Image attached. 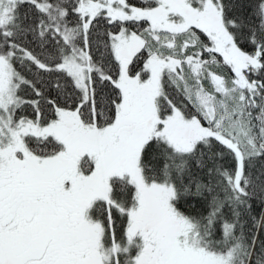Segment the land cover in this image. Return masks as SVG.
I'll list each match as a JSON object with an SVG mask.
<instances>
[{
    "label": "snow or ice",
    "instance_id": "6c2138e0",
    "mask_svg": "<svg viewBox=\"0 0 264 264\" xmlns=\"http://www.w3.org/2000/svg\"><path fill=\"white\" fill-rule=\"evenodd\" d=\"M0 264H264V0H0Z\"/></svg>",
    "mask_w": 264,
    "mask_h": 264
}]
</instances>
